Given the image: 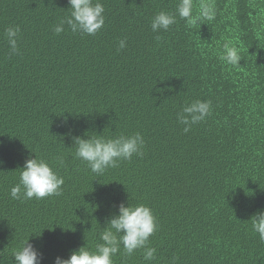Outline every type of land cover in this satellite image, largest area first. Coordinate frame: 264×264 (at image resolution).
Returning a JSON list of instances; mask_svg holds the SVG:
<instances>
[{
    "label": "trees",
    "instance_id": "obj_1",
    "mask_svg": "<svg viewBox=\"0 0 264 264\" xmlns=\"http://www.w3.org/2000/svg\"><path fill=\"white\" fill-rule=\"evenodd\" d=\"M100 2L95 35L67 25L57 35L68 0H0V264H15L28 238L41 264L94 248L128 201L151 208L156 256L121 246L113 264H264L250 223L264 211V0H211L213 21L188 27L177 17L159 33L152 18L179 0ZM9 26L20 27L18 54ZM226 41L241 49L238 67L220 59ZM194 100L211 101V114L184 133L176 115ZM137 132L143 155L103 175L75 157L72 137ZM35 156L64 178L62 195L12 199Z\"/></svg>",
    "mask_w": 264,
    "mask_h": 264
},
{
    "label": "clouds",
    "instance_id": "obj_2",
    "mask_svg": "<svg viewBox=\"0 0 264 264\" xmlns=\"http://www.w3.org/2000/svg\"><path fill=\"white\" fill-rule=\"evenodd\" d=\"M70 14L60 20L53 31L59 35L65 31V25L73 33L95 35L105 24L104 6L100 0H68ZM194 8L197 9L194 14ZM216 9L211 0H179L175 12L160 11L151 21L154 33L168 31L177 23V17L184 20L186 26L192 27L211 22L215 19ZM19 26H9L5 29V36L10 54H18ZM160 37L157 36V40ZM126 38L119 42V49L126 47ZM220 59L234 67L242 60L241 49L226 41ZM211 114V101L194 100L185 104L177 113V121L183 125L184 133L203 122ZM72 137L75 145V157L87 164L92 173L103 175L109 168H115L121 160H130L134 155L142 156L145 146L142 135H120L115 138H104L102 135ZM63 165V157L57 158ZM3 162H0L2 165ZM65 181L44 158L35 156L27 158L20 170L19 183L11 187L10 196L14 200L44 199L62 195ZM251 228L258 234L259 240L264 242V211H258L251 219ZM157 230L156 218L150 207L144 204L132 205L121 203L118 214L107 218L105 227L99 233V242L94 248L85 245L73 251L67 259L56 257L54 264H113L112 257L120 252L131 256L136 250L143 249V259L152 261L156 256V249L149 247V238ZM15 264H41L42 254L26 239L13 252ZM175 264V262H173Z\"/></svg>",
    "mask_w": 264,
    "mask_h": 264
}]
</instances>
